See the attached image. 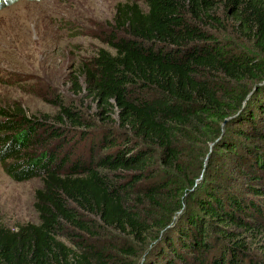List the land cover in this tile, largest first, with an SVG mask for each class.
I'll use <instances>...</instances> for the list:
<instances>
[{
    "label": "trees",
    "instance_id": "obj_1",
    "mask_svg": "<svg viewBox=\"0 0 264 264\" xmlns=\"http://www.w3.org/2000/svg\"><path fill=\"white\" fill-rule=\"evenodd\" d=\"M140 2L81 66L98 132L0 108L3 172L40 182L0 264H264V0Z\"/></svg>",
    "mask_w": 264,
    "mask_h": 264
},
{
    "label": "rangeland",
    "instance_id": "obj_2",
    "mask_svg": "<svg viewBox=\"0 0 264 264\" xmlns=\"http://www.w3.org/2000/svg\"><path fill=\"white\" fill-rule=\"evenodd\" d=\"M14 1L8 0L0 9V108L19 109L27 118L40 121L56 115L61 100L83 112L84 120L98 132L103 124L85 93L81 66L98 50L110 51L107 41L116 6H141L140 0ZM233 47L258 57L251 42L241 41ZM75 78L79 91L73 85ZM96 128L84 145L98 136ZM70 146L68 141L65 149ZM38 188L40 182L35 179L13 181L0 165V224L10 230L37 224L33 203ZM252 254L259 256L255 251Z\"/></svg>",
    "mask_w": 264,
    "mask_h": 264
},
{
    "label": "water",
    "instance_id": "obj_3",
    "mask_svg": "<svg viewBox=\"0 0 264 264\" xmlns=\"http://www.w3.org/2000/svg\"><path fill=\"white\" fill-rule=\"evenodd\" d=\"M264 83V82H263Z\"/></svg>",
    "mask_w": 264,
    "mask_h": 264
}]
</instances>
